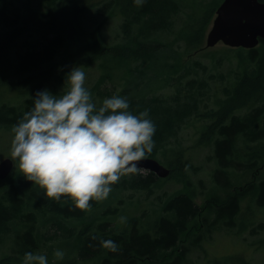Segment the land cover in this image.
Here are the masks:
<instances>
[{
  "label": "trees",
  "instance_id": "16d2710c",
  "mask_svg": "<svg viewBox=\"0 0 264 264\" xmlns=\"http://www.w3.org/2000/svg\"><path fill=\"white\" fill-rule=\"evenodd\" d=\"M1 1L3 3L0 7V25L2 26L0 29V86L8 84H11L12 88L15 86L8 80L11 72L19 76L24 75V82H32L35 76L42 77L44 81L37 85L36 90H33L20 106L2 104L0 125L12 129L23 114L33 107V98L37 91L56 90L64 83L70 69L64 67L54 75L55 79H49L48 75L53 70L50 63L67 41H82L83 45L79 50L81 58L97 59L109 55L115 59L117 67L137 62L133 70H139L140 73L134 79L135 83L142 84L145 77H148L149 80L143 84L146 87L135 89L137 91L132 93L124 91L125 96L120 95L128 99L129 110L133 114L138 115L145 109L150 110V118L155 122L157 130L153 137L155 148L147 157L157 158L162 152L167 154L166 145L178 136L181 126L193 116L211 120L201 136L204 142L214 143L215 158L220 166L216 174L217 178L227 169L237 168L234 162L237 160L238 137L248 144L260 142L256 148L248 147L249 155L252 156L251 162L247 165L248 168L257 167V163L264 157V145L261 143L264 140V39H261L259 47L239 48L242 51L239 57L244 63L243 70L238 71L235 81L227 87L226 98L218 101L215 108L203 111L202 105L205 102L204 94L207 86L204 80L197 77L188 78L184 83L180 81L177 90L172 94L158 91L152 95L146 94L149 86L157 90V80L161 75L163 77L166 75V80L171 81L174 79L173 74L179 70L176 67L177 62L166 59L168 54L163 51L166 43L160 37L162 31L171 28L172 16L180 10L174 0H146L143 6L139 7L138 15L134 18L130 17L122 24L123 39L113 45L106 43L102 27L92 30L86 27L85 19L82 17L86 7L82 5L71 6V10L62 7L50 8L46 11L30 8V11H27L10 1ZM58 1L44 0L50 7H54ZM210 14L208 13L200 26L189 31L188 39L191 48L197 49L201 46L205 34V23H209L212 18ZM133 24L140 25V28H133ZM26 32L31 36L34 33L38 35L33 36L31 40H25L26 48L21 49L18 47V40ZM50 34L53 35L50 36ZM194 63L198 66L197 60ZM142 67L145 68L140 69ZM186 68H189L186 73L188 74L191 68L187 66ZM130 71L132 72L131 69ZM33 72L36 73L33 74ZM142 89L144 92L140 93ZM260 102L261 104H258ZM246 107L250 108V111L244 115L238 113ZM186 167V163L179 159L176 164H172L168 176L175 169L179 173L176 177L186 182ZM158 179L154 172L147 171V173L134 174L130 179L120 181L114 186L149 189ZM28 182L25 178L20 179L19 184L13 182L0 196V237L10 232L14 225L22 224L23 230L18 231L14 238L16 252L20 255L26 252L34 253L40 248L41 241L37 223L38 214L40 212L50 214L48 220H51L56 227L53 231L55 236L59 232V236L64 240L75 237L79 242L76 247H81L78 252L80 259L73 257L67 264H82L79 263L80 260H88L91 259L90 257H100L98 264H183L186 250L180 243L183 236L190 230V221L201 212V207L195 203L193 194L188 191L180 192L164 205L167 215L156 219L151 224V229H143L138 225L137 218H134L131 230L123 229L116 232L109 229L107 222L101 223L98 226L99 230L96 231H92L89 227L90 223L78 230L73 225H67L62 218H82L87 211L70 210L74 208L70 198L62 197L59 202H56L32 193L27 198ZM254 192L258 204L264 206V180L257 183ZM241 197L242 194L228 200L225 204L218 203L217 206H220L215 211V219L211 225L205 224L204 232L213 228L216 222L225 221L234 224ZM90 204L95 206L97 201H90ZM112 211L117 212L118 209L114 208ZM260 226L264 227V224ZM93 235L115 241L120 246L119 251L113 253L102 248L98 240L92 239ZM200 237L201 234L192 238L191 244L198 243ZM168 252L172 254L169 255ZM0 264H20V262L18 257L12 259L9 256L0 261Z\"/></svg>",
  "mask_w": 264,
  "mask_h": 264
},
{
  "label": "rangeland",
  "instance_id": "374dc122",
  "mask_svg": "<svg viewBox=\"0 0 264 264\" xmlns=\"http://www.w3.org/2000/svg\"><path fill=\"white\" fill-rule=\"evenodd\" d=\"M7 1L15 3L27 11H30V8L46 11L50 8L60 9L62 7L71 10V6L82 5L86 7V10L82 12L86 27L89 30L102 27L108 45L116 44L123 39L122 24L130 17H136L140 11L134 1L130 0H59L54 7L48 6L44 0ZM174 1L180 10L177 12L178 14L172 16L171 28L162 31L160 37L166 43L163 48L164 53L168 54L166 59L170 62H177L178 66L176 67L179 70L173 74L174 79L171 81L166 80V75L165 77L161 75L158 80L156 79L157 90L155 91L149 86L146 94L152 95L158 92L172 94L177 90L180 81L184 83L188 78L197 77L204 80L207 86L202 110L215 108L218 101L226 98V89L235 81L238 71H242L244 68V63L239 57V54L242 53L240 47H232L222 41L215 46L206 47L207 33L216 16L217 8L224 0ZM2 3L0 0V7H2ZM108 4L110 5L108 6ZM211 9L213 10L211 11ZM208 13H211L212 18L209 23H205L203 42L199 48H191L188 33L200 26ZM132 27L140 28V25L133 24ZM0 29H2L1 25ZM37 35L38 33H34L32 36L28 32L24 33L18 40V47L25 49L24 41L31 40L33 36ZM52 35L50 34V36ZM82 45V41L66 42L50 63L53 70L48 75L49 79H55L54 75L64 67H68L70 72L73 67L81 66L86 76L85 87L89 89L93 102L97 106L105 98H110L113 95L125 96L124 91L132 93L137 91L135 89L146 87L143 84L149 80L147 76L142 84H137L134 81L140 73L139 70L134 71L137 62L117 67L115 59L109 55L97 59L81 58L79 50ZM195 60L198 61V66L195 65ZM186 66L191 68L188 74L186 73L189 68ZM146 71L149 72L150 69H146ZM35 73L33 72V74ZM110 73L112 74L110 75ZM154 76L156 77V75ZM24 79V75L19 76L14 72L9 74L8 80L15 86L13 88L11 84L0 86V106L4 103L20 106L32 91L36 90L37 85L44 81L40 76H35L32 82H24ZM64 84L65 81L56 90L49 91L53 94H61ZM143 92L144 89L140 91V93ZM248 111L250 108L246 107L238 113L244 115ZM210 122L211 120L205 117L193 116L181 126L178 136L166 145L168 155L164 152L158 154V160L168 168H172V164H176L179 159L186 163V182L176 177L179 173L174 169L168 177L157 175L158 181L149 189L117 188L112 185V191L108 198L91 206L90 211H87L84 217L62 218V220H65L67 225L75 226L78 230L90 223L89 227L92 231L99 230L98 226L107 222L109 229L120 232L123 229L131 230L133 219L137 218L138 225L143 229H151V224L156 219L167 215L164 205L178 193L188 191L193 194L195 203L201 207V212L190 221V230L183 236L180 243L186 250L183 264H264V227L260 226V224H264V206L258 204L255 189L248 190L240 198V211L234 219V224L225 221L223 223L216 222L213 228L204 232L206 225H211L215 219V211L220 206H217L218 203L221 204L230 195L238 193L240 187H244L253 179L257 183L264 180V157L257 163L259 170L257 174L254 171L255 167H247L252 160L248 147L256 148L260 142L248 144L241 137L237 139V160L234 162L237 168H229L219 174L218 178L216 177L220 166L215 158L214 143L212 141L204 142L201 136ZM12 138V129L0 125V161L7 157L11 158ZM261 143L264 145V140ZM147 171L149 170L143 169L142 173H147ZM132 175L134 174L123 176L120 181H126ZM22 178L25 177L19 171L18 161H14V168L10 176L0 179V196L13 182L19 184ZM28 185L27 198L31 196L29 195L31 193L44 197L45 190L40 189L31 181L28 182ZM228 185L229 187H226ZM114 208H117L118 211H112ZM121 216L126 217V223L120 222ZM49 217L50 214L47 213L40 212L38 214L37 223L41 241L40 248L34 253L46 255L49 264H59V262L67 264L73 257L78 258L81 247H76L79 242L75 237L64 240L59 236V232L55 236L53 231L56 227L51 220H48ZM20 230H23L22 224L14 225L10 232L0 237V261L9 256L12 259L18 257L20 264H23L24 255L16 252L14 241ZM199 234L201 237L198 239V243L191 244V239ZM57 249L65 252L63 260H56L53 257V252ZM168 254L172 253L168 252ZM90 258L82 259L79 263L98 264L100 261V257Z\"/></svg>",
  "mask_w": 264,
  "mask_h": 264
},
{
  "label": "clouds",
  "instance_id": "9594fccd",
  "mask_svg": "<svg viewBox=\"0 0 264 264\" xmlns=\"http://www.w3.org/2000/svg\"><path fill=\"white\" fill-rule=\"evenodd\" d=\"M146 0H134L142 7ZM85 72L73 67L60 92L37 91L33 107L13 125L10 154L27 181L59 202L70 198L74 208L90 211V201L108 198L112 185L129 174H142L140 161L153 152L157 130L150 110L133 114L126 97L113 95L97 106L85 87ZM121 223L126 217L121 216ZM113 253L120 246L93 235ZM65 252H53L63 260ZM23 264H49L44 254L26 252Z\"/></svg>",
  "mask_w": 264,
  "mask_h": 264
},
{
  "label": "water",
  "instance_id": "95a60500",
  "mask_svg": "<svg viewBox=\"0 0 264 264\" xmlns=\"http://www.w3.org/2000/svg\"><path fill=\"white\" fill-rule=\"evenodd\" d=\"M264 39V1L224 0L216 10V16L207 33L206 47L222 41L232 47L254 48ZM161 177H167L171 169L157 158L146 157L138 162ZM14 168V161L7 157L0 161V179L7 178Z\"/></svg>",
  "mask_w": 264,
  "mask_h": 264
},
{
  "label": "flooded vegetation",
  "instance_id": "af4514ba",
  "mask_svg": "<svg viewBox=\"0 0 264 264\" xmlns=\"http://www.w3.org/2000/svg\"><path fill=\"white\" fill-rule=\"evenodd\" d=\"M262 1H264V0H262ZM254 171H255V174H257L259 170H258L257 167H255V168H254ZM256 185H257V181H256L255 179H253L252 181H250V183L245 184L244 187H240V188L238 189V190H239L238 193H236L235 195H230L229 197H227V199L224 200L221 204H225L228 200H231V199L234 198V197H239L241 194L243 195V194L246 193L248 190L250 191V190H252V189H255ZM226 187H229V185L226 186ZM221 204H220V205H221ZM240 205H241V202H239V210H238V212L240 211Z\"/></svg>",
  "mask_w": 264,
  "mask_h": 264
}]
</instances>
